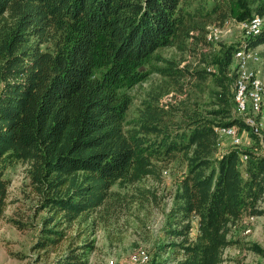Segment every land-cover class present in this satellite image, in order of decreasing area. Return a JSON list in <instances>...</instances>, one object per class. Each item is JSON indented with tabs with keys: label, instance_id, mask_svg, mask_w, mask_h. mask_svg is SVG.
Returning <instances> with one entry per match:
<instances>
[{
	"label": "trees",
	"instance_id": "16d2710c",
	"mask_svg": "<svg viewBox=\"0 0 264 264\" xmlns=\"http://www.w3.org/2000/svg\"><path fill=\"white\" fill-rule=\"evenodd\" d=\"M233 15L264 17V0H0V220L10 204L4 175L21 165L34 216L45 212L32 249L57 248L53 264H87L92 236L126 202L114 189L158 180L179 160L185 169L163 226L171 241L147 264H222L231 228L264 214V155L253 150L264 136L236 114L226 78L235 50L264 46V27L223 51L209 110L176 96L204 82L206 69L156 51L203 43L205 26ZM151 74L162 81L129 119V91ZM170 92L175 103L161 102ZM217 127L247 132L250 146L219 150ZM136 191L138 200L153 195Z\"/></svg>",
	"mask_w": 264,
	"mask_h": 264
},
{
	"label": "rangeland",
	"instance_id": "374dc122",
	"mask_svg": "<svg viewBox=\"0 0 264 264\" xmlns=\"http://www.w3.org/2000/svg\"><path fill=\"white\" fill-rule=\"evenodd\" d=\"M262 27H264V17ZM241 18L235 15L229 17L222 25H209L204 27L203 36L212 27H219L222 33L218 41L207 42L203 40L198 44L187 42L185 49L179 50L174 47L159 49L156 51L164 60H171L179 67L189 69L204 70L209 68L204 82L193 85L189 93L176 94L177 100L193 107L194 109L209 110L213 108L215 94L220 88L216 85L215 78H219L217 63L220 62L223 51L231 45H239L244 42L245 32L239 27ZM239 47V46H237ZM262 57V63L257 67L264 77V46L256 47ZM235 62L229 68L234 70ZM162 66V63H157ZM227 69L226 78L230 80V93L232 91L233 74ZM162 81L161 77L151 74L148 78L135 85L129 91L132 97V106L128 113V118L135 116L136 109L145 94L152 88H156ZM188 92V91H187ZM173 93L165 94L161 97V102L172 100ZM235 114V113H234ZM236 115V114H235ZM241 144L238 148L249 147L246 142L252 141L247 132L240 131ZM264 136V128L261 137ZM255 143L253 150L264 155V147H259ZM233 146L231 140L222 137L219 143V150H224ZM185 166L182 162L174 161L160 170L158 180L147 178L138 183L135 187H124L119 190L125 194L126 202L121 211L116 216L108 218V224L96 230L94 239L95 250L87 257V264H129V257L138 249L146 252L151 259L158 245L169 242L168 237L163 232L166 216L172 204V194L176 188L177 181L181 178ZM4 178L8 181L9 202L4 212V219L0 220V264H53L59 251L57 248L50 249L46 253L33 250L32 247L37 240L39 223L45 216V212L37 216L33 214L35 199L29 195L24 179L23 167L14 165L10 167ZM148 189L153 195H148L146 201L138 200L137 189ZM131 198H133L131 200ZM264 208V201L261 204ZM10 220L21 223H30L33 227L19 230L13 226ZM244 223L239 221L229 232V239L235 242L232 246L223 251L224 262L222 264H264V214L256 219L251 226V232L244 234ZM259 248L257 253L253 248ZM150 263V262H149Z\"/></svg>",
	"mask_w": 264,
	"mask_h": 264
},
{
	"label": "built area",
	"instance_id": "2783aa9c",
	"mask_svg": "<svg viewBox=\"0 0 264 264\" xmlns=\"http://www.w3.org/2000/svg\"><path fill=\"white\" fill-rule=\"evenodd\" d=\"M239 27L245 32L246 37L257 35L262 28V18L254 16L249 21H243ZM222 29L219 27L210 28L204 38L207 42H216L220 38ZM235 62V78L233 82V101L235 112L242 116L245 126L251 134L261 137L264 128V78L260 75L257 67L262 63V57L256 48L241 46L233 54ZM210 72V69H206ZM218 135V140L227 137L231 144L238 146L241 140L237 131L233 127H217L214 129ZM242 162L246 156L242 155ZM256 216H246L240 221L244 223V234L251 232V226L256 221ZM149 256L145 251L138 249L129 257V264H147ZM113 264V261H108Z\"/></svg>",
	"mask_w": 264,
	"mask_h": 264
},
{
	"label": "crops",
	"instance_id": "0c3cea01",
	"mask_svg": "<svg viewBox=\"0 0 264 264\" xmlns=\"http://www.w3.org/2000/svg\"><path fill=\"white\" fill-rule=\"evenodd\" d=\"M260 75H261V74H260ZM261 77H262V76H261ZM262 78H264V77H262ZM246 144L249 146V145H250V141H249V142L247 141Z\"/></svg>",
	"mask_w": 264,
	"mask_h": 264
}]
</instances>
